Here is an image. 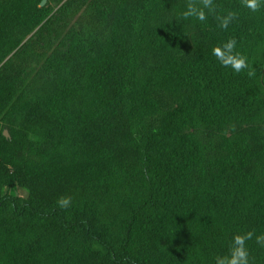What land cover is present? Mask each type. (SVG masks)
<instances>
[{"label": "trees", "instance_id": "16d2710c", "mask_svg": "<svg viewBox=\"0 0 264 264\" xmlns=\"http://www.w3.org/2000/svg\"><path fill=\"white\" fill-rule=\"evenodd\" d=\"M41 1L0 0V264H264V5Z\"/></svg>", "mask_w": 264, "mask_h": 264}, {"label": "clouds", "instance_id": "9594fccd", "mask_svg": "<svg viewBox=\"0 0 264 264\" xmlns=\"http://www.w3.org/2000/svg\"><path fill=\"white\" fill-rule=\"evenodd\" d=\"M243 3L246 8L255 12L261 5H264V0H243ZM202 4V8L190 4L187 10L181 13V18L195 17L199 21H205L206 13L204 9L212 12L215 5L213 0H202ZM234 15V13L229 12L225 17L221 18L220 26L227 28L231 20L234 19ZM212 55L216 57L222 66L231 68L236 73H240L247 67L245 57L236 51L235 39H230L222 45L214 46ZM71 203L70 197H60L57 201V205L61 209H67ZM253 236L254 233L251 231L234 233L229 245V252L225 255L216 256L215 264H250L247 241L251 240ZM256 241L261 246H264V236H256Z\"/></svg>", "mask_w": 264, "mask_h": 264}, {"label": "water", "instance_id": "95a60500", "mask_svg": "<svg viewBox=\"0 0 264 264\" xmlns=\"http://www.w3.org/2000/svg\"><path fill=\"white\" fill-rule=\"evenodd\" d=\"M46 1L47 0H42L40 5L41 6L45 5ZM4 133H5V135H8V131H5Z\"/></svg>", "mask_w": 264, "mask_h": 264}]
</instances>
